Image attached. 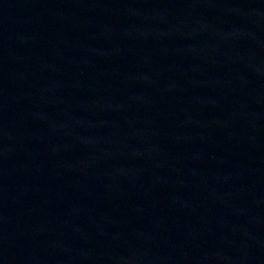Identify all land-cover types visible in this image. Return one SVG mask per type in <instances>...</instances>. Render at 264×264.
I'll list each match as a JSON object with an SVG mask.
<instances>
[{
  "label": "water",
  "instance_id": "95a60500",
  "mask_svg": "<svg viewBox=\"0 0 264 264\" xmlns=\"http://www.w3.org/2000/svg\"><path fill=\"white\" fill-rule=\"evenodd\" d=\"M0 264H264V0H0Z\"/></svg>",
  "mask_w": 264,
  "mask_h": 264
}]
</instances>
